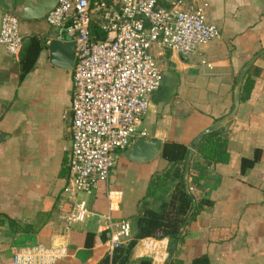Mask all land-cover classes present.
<instances>
[{
    "label": "crops",
    "instance_id": "0c3cea01",
    "mask_svg": "<svg viewBox=\"0 0 264 264\" xmlns=\"http://www.w3.org/2000/svg\"><path fill=\"white\" fill-rule=\"evenodd\" d=\"M45 2L32 0L28 10ZM184 2L203 4L219 33L189 56L152 48L162 80L138 130L161 143L184 144L186 157L173 165L159 156L135 162L117 151L107 179L92 193L78 194L87 198L91 214L68 228L60 215L72 204L65 190L70 116L65 129L64 115L70 114L73 70L53 64L46 47L53 37L67 36L45 14L19 20L23 42L17 54L0 43V264H12L13 250L27 242L61 248L55 264H96L112 254L103 228L125 219L131 238L137 213L159 209L181 176L199 209L184 224L183 239L172 244L168 236L138 238L126 264H140L143 257L165 264L174 245L184 264L194 258L201 264H264V0ZM4 10L0 3V22ZM248 77L252 88L241 100ZM204 128L223 130L228 161L206 162L198 152L200 137L193 139ZM257 150L253 165L242 167L241 159ZM163 166L172 167L161 181Z\"/></svg>",
    "mask_w": 264,
    "mask_h": 264
},
{
    "label": "built area",
    "instance_id": "2783aa9c",
    "mask_svg": "<svg viewBox=\"0 0 264 264\" xmlns=\"http://www.w3.org/2000/svg\"><path fill=\"white\" fill-rule=\"evenodd\" d=\"M51 26L75 43L70 92L71 147L65 190L71 208L60 217L68 228L91 214L88 200L109 176L115 154L124 149L149 108L151 93L162 80L152 48L167 47L184 55L216 37L217 24L207 19L204 5L184 0H57L45 15ZM19 17L4 10L0 43L11 54L21 49ZM103 33L98 37L93 26ZM111 254L131 236L129 221H110L104 228ZM61 248L37 242L16 247L12 264H55Z\"/></svg>",
    "mask_w": 264,
    "mask_h": 264
},
{
    "label": "trees",
    "instance_id": "16d2710c",
    "mask_svg": "<svg viewBox=\"0 0 264 264\" xmlns=\"http://www.w3.org/2000/svg\"><path fill=\"white\" fill-rule=\"evenodd\" d=\"M94 32L98 37H102L103 33L98 26H93ZM252 88V80L250 77L246 78L242 86L239 98L241 100L248 98ZM222 129L212 128L204 133L197 143V150L206 162H225L229 159V151L227 149L226 137L222 136ZM187 155V148L184 144L174 141H164L161 145L159 157L173 165L176 162L183 160ZM258 159V150L255 155L250 158L243 157L241 159V166L247 167L253 165ZM67 166V164H66ZM172 166H163L160 180L164 179ZM165 176V177H164ZM100 180L98 186L103 183ZM162 183V182H161ZM193 194L187 189L184 178L178 180L170 192L169 198L163 200L159 209L146 208L137 213V230L135 234L128 240L125 245L117 247L111 255L107 254L101 258L96 264H111L118 262L119 264H126L128 261V253L138 238L145 236L161 237L168 236L172 244L178 243L183 239L182 228L186 222L192 219L199 209L193 204ZM208 205L202 203L201 205ZM8 223L14 226L13 218H8ZM90 237V236H89ZM34 242H27L22 244L29 245ZM175 248L171 249V256L165 264H184L182 258L175 253ZM150 260L143 257L140 264H149ZM199 258H194L192 264H201Z\"/></svg>",
    "mask_w": 264,
    "mask_h": 264
},
{
    "label": "water",
    "instance_id": "95a60500",
    "mask_svg": "<svg viewBox=\"0 0 264 264\" xmlns=\"http://www.w3.org/2000/svg\"><path fill=\"white\" fill-rule=\"evenodd\" d=\"M31 1L32 0H22V2L20 3L12 4L10 0H0V3L5 9L17 15L19 19L41 17L45 15L57 3V0H46V2L42 4L40 10L31 12L28 10ZM74 46L75 43L73 40H65L62 38L53 37L46 44V47L49 50L50 54V61L53 64L65 68H72L75 57ZM238 103L239 98L234 101V106L231 110V114L234 113ZM209 130V128H204L199 131L193 139V143H196L198 138ZM161 145V140L158 138H150L148 136H134L130 139L124 149L118 151L117 156L122 155L135 162H146L159 156ZM174 247L175 245L173 246V248Z\"/></svg>",
    "mask_w": 264,
    "mask_h": 264
},
{
    "label": "rangeland",
    "instance_id": "374dc122",
    "mask_svg": "<svg viewBox=\"0 0 264 264\" xmlns=\"http://www.w3.org/2000/svg\"><path fill=\"white\" fill-rule=\"evenodd\" d=\"M69 112L68 111H65V115H64V118H65V121H64V126H65V129H66V126H67V122L69 121Z\"/></svg>",
    "mask_w": 264,
    "mask_h": 264
}]
</instances>
